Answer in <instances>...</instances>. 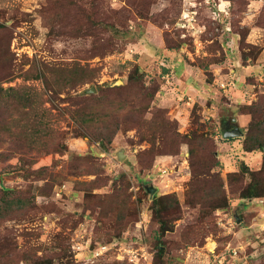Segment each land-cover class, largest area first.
<instances>
[{
	"label": "rangeland",
	"instance_id": "rangeland-1",
	"mask_svg": "<svg viewBox=\"0 0 264 264\" xmlns=\"http://www.w3.org/2000/svg\"><path fill=\"white\" fill-rule=\"evenodd\" d=\"M0 24L13 62L0 82L18 89L16 103L0 109V203L18 204L0 217V264H264V197H241L252 181L244 171L263 170L264 179V152L245 150L250 123L264 118L249 107L264 97V0H0ZM136 67L139 86L109 90L126 87ZM86 68L95 79L79 85ZM151 91L145 123H128L141 119ZM90 95L101 98L92 104L101 113L120 114L111 143L79 133L73 116ZM158 110L180 134L206 136L226 208L187 203V144L150 156ZM230 123L244 135L225 140ZM150 185L181 202L164 254Z\"/></svg>",
	"mask_w": 264,
	"mask_h": 264
},
{
	"label": "trees",
	"instance_id": "trees-1",
	"mask_svg": "<svg viewBox=\"0 0 264 264\" xmlns=\"http://www.w3.org/2000/svg\"><path fill=\"white\" fill-rule=\"evenodd\" d=\"M8 27L4 24H0V34H7ZM10 37L7 36L4 44L0 40V81H6L13 76L12 67L13 62L10 60ZM9 41V42H8ZM7 45V47H6ZM246 58V57H245ZM244 58V59H245ZM77 70V69H76ZM79 70L77 76L79 77V85H84L86 83L92 82L95 79L94 71ZM93 72V73H92ZM88 73V74H86ZM37 78L44 79L45 83H48L47 74L44 71L37 73ZM144 74H141L139 68L136 67L129 75V84L125 87L117 86L109 88V90L116 96H119L122 92H127L131 89V86L140 84L143 81ZM0 82V109L4 110L10 109L12 103H16L13 97H17L18 89L8 88L4 89ZM49 85V84H48ZM77 83L70 85L71 88L75 89ZM139 86V85H138ZM153 91L143 94L145 97L141 101V105L138 107V112L141 114V119L136 122L135 120H129L128 123L140 124V121H144L142 115L144 112H148L151 108L150 103H144L151 99L154 100L152 94ZM88 99L84 100L86 103L83 109L76 111L74 114V119L78 124L79 133L86 138H89L90 142L111 143L114 136L120 130V114L114 118H109V114H103L99 111L97 107L92 104L101 103V98L95 95L87 96ZM12 101V103H11ZM252 110L258 107V110L264 109V97L260 99L259 104H252L249 106ZM160 114V121L157 123V127L152 137V147L149 150L150 156L154 159L157 155L169 154L178 155L181 151V146L187 144L189 147L190 160L193 167V177L190 183V189L187 192V203L189 205H197L203 207L202 209H208L214 211L217 208H226L228 205V198L224 188V181L221 176L214 172L217 167H220V162L216 159L215 151H210L211 146L203 134L198 131H193L190 134L182 135L177 130V122H172L168 117L163 115V111L158 110ZM255 112V111H254ZM156 113V116L157 114ZM138 119V118H137ZM7 124H4L5 127ZM175 128V129H174ZM169 131H173L169 133ZM159 139L162 141L163 146L156 145V141ZM235 139H230L232 141ZM151 142V139H150ZM54 145V142H52ZM245 150L247 152L261 151L264 152V118L262 120H256L255 118L249 125V131L245 140ZM263 170L259 172H250L247 170L243 174L249 173L252 177L250 184L242 191L241 197L244 199H256L264 197V179H262ZM232 177V176H231ZM5 196L9 197L11 190H3ZM115 196V195H113ZM112 196V198H114ZM100 200L97 202L104 206V203ZM4 203H0V217L5 216L14 210L15 204H17V199L13 198L3 199ZM18 205V204H17ZM152 210L154 218L159 224L158 239L159 243L156 246L160 254H164V243L161 242L163 237L168 232L174 231V222L179 218L182 213L181 202L176 195L167 196H155L152 202Z\"/></svg>",
	"mask_w": 264,
	"mask_h": 264
},
{
	"label": "water",
	"instance_id": "water-1",
	"mask_svg": "<svg viewBox=\"0 0 264 264\" xmlns=\"http://www.w3.org/2000/svg\"><path fill=\"white\" fill-rule=\"evenodd\" d=\"M96 90L95 88H93L92 90H90L89 93H95ZM244 134H243V131L240 127H235L233 130H226L224 131L223 133V136H224V139L225 140H230V139H234V138H239V137H242ZM125 154L120 153L119 154V158L120 160H123L125 158ZM147 190L148 192L150 193L151 195V199H153L157 193V188H155L154 186L150 185V186H147Z\"/></svg>",
	"mask_w": 264,
	"mask_h": 264
},
{
	"label": "built area",
	"instance_id": "built-area-1",
	"mask_svg": "<svg viewBox=\"0 0 264 264\" xmlns=\"http://www.w3.org/2000/svg\"><path fill=\"white\" fill-rule=\"evenodd\" d=\"M185 162L187 164L188 161L185 160ZM159 173H161V178L163 179L165 177L167 178L168 176H170L171 170L170 169L161 168V169H159Z\"/></svg>",
	"mask_w": 264,
	"mask_h": 264
},
{
	"label": "flooded vegetation",
	"instance_id": "flooded-vegetation-1",
	"mask_svg": "<svg viewBox=\"0 0 264 264\" xmlns=\"http://www.w3.org/2000/svg\"><path fill=\"white\" fill-rule=\"evenodd\" d=\"M235 127L236 126L234 124L230 123V124H224L223 129H225V131L226 130H233Z\"/></svg>",
	"mask_w": 264,
	"mask_h": 264
},
{
	"label": "crops",
	"instance_id": "crops-1",
	"mask_svg": "<svg viewBox=\"0 0 264 264\" xmlns=\"http://www.w3.org/2000/svg\"><path fill=\"white\" fill-rule=\"evenodd\" d=\"M233 71V70H232ZM186 72V71H185Z\"/></svg>",
	"mask_w": 264,
	"mask_h": 264
}]
</instances>
